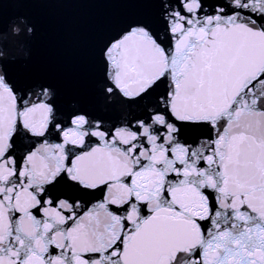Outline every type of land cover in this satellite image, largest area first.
<instances>
[{"label":"snow or ice","instance_id":"1","mask_svg":"<svg viewBox=\"0 0 264 264\" xmlns=\"http://www.w3.org/2000/svg\"><path fill=\"white\" fill-rule=\"evenodd\" d=\"M0 264H264V0H0Z\"/></svg>","mask_w":264,"mask_h":264},{"label":"water","instance_id":"2","mask_svg":"<svg viewBox=\"0 0 264 264\" xmlns=\"http://www.w3.org/2000/svg\"><path fill=\"white\" fill-rule=\"evenodd\" d=\"M85 15V10L79 8H68L63 10L62 12L54 14L56 18L69 22H76L83 18Z\"/></svg>","mask_w":264,"mask_h":264}]
</instances>
